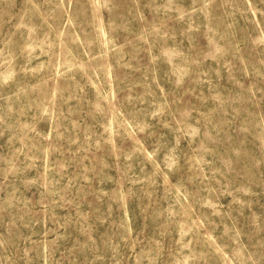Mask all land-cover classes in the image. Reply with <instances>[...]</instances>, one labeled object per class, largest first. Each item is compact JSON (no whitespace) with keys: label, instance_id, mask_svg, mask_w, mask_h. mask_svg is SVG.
Segmentation results:
<instances>
[{"label":"rangeland","instance_id":"374dc122","mask_svg":"<svg viewBox=\"0 0 264 264\" xmlns=\"http://www.w3.org/2000/svg\"><path fill=\"white\" fill-rule=\"evenodd\" d=\"M0 264H264V0H0Z\"/></svg>","mask_w":264,"mask_h":264}]
</instances>
